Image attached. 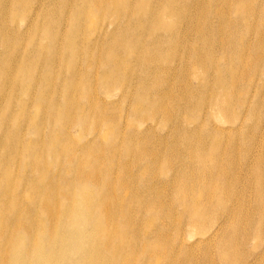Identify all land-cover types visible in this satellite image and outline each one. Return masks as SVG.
I'll return each mask as SVG.
<instances>
[{"label":"bare ground","instance_id":"bare-ground-1","mask_svg":"<svg viewBox=\"0 0 264 264\" xmlns=\"http://www.w3.org/2000/svg\"><path fill=\"white\" fill-rule=\"evenodd\" d=\"M147 1L0 0V264H250L240 251L264 238V176L255 165L264 157V124L250 130L240 158L231 141L235 125L213 127L214 135L203 138L182 128L190 122L186 113L174 116L163 103L177 100L173 89L188 90L190 78L199 80L190 59L200 51L170 45L180 64L164 70L171 74L167 92L155 112H145L157 125H172L155 146L149 130L127 135L142 105L125 117L99 94L108 99L109 87L133 86L125 38H137L134 32L155 38L177 14L174 40L227 38L225 21L210 29L207 20L253 0H160L154 10ZM163 2L177 10L167 13ZM255 19L264 23V10L246 18L249 31ZM17 35L27 38V57L11 52ZM94 36L116 38L115 48L89 42ZM258 36L251 53L264 62V32ZM84 59L85 75L78 70ZM225 86H211L209 103L197 109L220 114L217 107L228 104ZM167 169L165 180L159 173Z\"/></svg>","mask_w":264,"mask_h":264},{"label":"rangeland","instance_id":"rangeland-1","mask_svg":"<svg viewBox=\"0 0 264 264\" xmlns=\"http://www.w3.org/2000/svg\"><path fill=\"white\" fill-rule=\"evenodd\" d=\"M204 1L214 4L220 3L222 0ZM248 2L245 3V5L241 8L236 7L234 4L235 6L233 5L231 11L224 15L225 17L212 16L207 20L208 27L210 29L218 28L223 23V21H225L229 26V35H227V38L193 37L182 39L176 38V40H174L175 38H170L171 35L169 34L173 33L174 30L176 31L179 29V24L182 18L177 14L167 20L168 22L165 26L170 25L171 28L162 32L157 31L154 36L155 38H150L148 36L145 37L143 35L141 36V34L138 32L133 33L138 36L137 38H125L127 42L126 48L128 47L125 57L127 61L135 64L131 73V77L133 78V86L131 88L125 85L121 87L111 86L107 89V91L112 96L106 99L105 97H102L104 94L101 95L100 93L99 98L101 99L100 101L106 104L108 107H119V111L123 113V116H125V113H127L129 118L131 117V109L139 104L143 106V113L141 112V114L137 115L133 120L136 125H133L132 130L127 129L128 136L133 134L142 136L149 130L150 132H153V138L149 140L148 144L155 146V138L163 139L166 134L171 131V123L166 122L164 123V126L157 125L155 122L147 120L148 116L146 114L155 112L154 107L156 103H160L159 101H161L158 99V97H162L163 94L167 92V87L165 85L171 82V74L164 72V70L168 68L169 70L177 69L181 61V57L176 58V54L170 50V45L174 47L180 43L188 46L190 52L194 49L200 51L196 57L192 55L190 60L195 62L199 72H201V76L199 80L194 78L192 80V78H190V86L188 90H185L184 86L183 88L180 87L173 89V95L177 99L176 101L171 102L170 100L164 99L163 103L165 105L166 103L168 104V109L174 116H178L181 113H186V117H188L190 122H188V124L182 123V128L203 134V138L206 136L212 137V135H214L212 134L213 127L219 129L221 126L233 127V125H235L233 129L229 127L231 129V141L237 142V153L239 157L242 158L244 156L245 150L250 148L252 142L251 138L249 137L250 130L254 126L259 127L260 125L264 124V62H260L251 53L254 49V46L257 45L259 41L258 34L264 32V23L260 22L259 19H255L254 22L256 24H254V26L256 28L252 31H249L247 28L248 26L246 25L247 22L245 21L249 15H255V13L258 11L262 12V10H264V0H253L251 4H248ZM159 3H161L160 0H148L146 2L147 9L154 10L156 6H159ZM160 6L167 9V13L168 11L171 12L177 10L178 7L177 4L168 6L167 2H163V4ZM111 29H114V25L111 26ZM228 36H230V38H228ZM115 40L116 38H97V36H94V38H90L89 42L97 43V45H100V47L103 45V43L105 45L108 44L110 47L107 48V50H111L115 48V46H113ZM13 41L16 44L11 52L17 56L27 57L29 51H31V49L26 48L24 45L27 44V38H20V36L17 35L15 38H13ZM78 68V70H80L83 75L90 72V68L86 59L82 60V63H80ZM99 71L102 73L107 70L101 69ZM108 72H110V69ZM127 73H129V71H127ZM96 77L100 78L101 74L98 73ZM145 77H148V81H150L148 82V86H145L144 84ZM93 81L95 84H98L99 82V80L96 78H94ZM195 81L197 83H195ZM166 82L168 83L166 84ZM221 82L226 85L223 89L227 93L226 94L224 92V95H228V98L226 99L225 96L224 100H227L228 104L224 103V106H221L223 104L219 105L217 108H220V112L219 109L216 108V110L220 113H217L216 117L212 112V110L215 111L214 108L210 109V112L213 114L208 112L209 109L207 108L200 112L196 106L205 101L207 97L209 99L212 93L210 91L211 86L214 84L217 85ZM119 88H121V90ZM224 90H218L216 93H222ZM185 93L186 95H184ZM205 103H209V100H206ZM113 110L115 111V109ZM212 115L214 116L213 118ZM220 121L226 122L227 125H223L220 123ZM92 138V136H87L85 140L88 142L92 140ZM262 145H264V142ZM263 159L264 157H262V160L260 161H255L257 173L260 174L258 175L259 177L264 176V168H262V163H264ZM166 172L169 174L167 175V173L164 172L166 175L165 178L163 177L165 176L164 173H159V176L165 180H168L172 175V170L167 169ZM153 183L154 182L152 181V184ZM258 185L261 187V179ZM262 185H264V182ZM222 224L223 221L221 219L217 220L215 229L221 227ZM225 227L218 231L216 239L218 235L221 236V234L224 233ZM248 247L246 250L240 251V256L245 258L246 262L251 260L248 262L250 264H259V258L264 255V238H254L249 243ZM163 251H165L164 248ZM248 253L249 256H247ZM135 264L141 263L136 262ZM152 264L173 263L166 262L165 260H154Z\"/></svg>","mask_w":264,"mask_h":264}]
</instances>
